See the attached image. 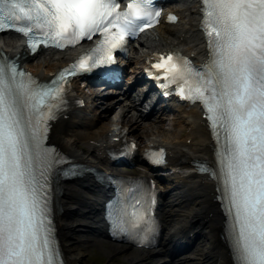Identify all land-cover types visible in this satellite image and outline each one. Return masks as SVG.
<instances>
[{
    "label": "snow or ice",
    "instance_id": "snow-or-ice-1",
    "mask_svg": "<svg viewBox=\"0 0 264 264\" xmlns=\"http://www.w3.org/2000/svg\"><path fill=\"white\" fill-rule=\"evenodd\" d=\"M201 10L206 60L194 66L169 51L154 65L166 69L161 75L179 84L181 96L203 105L215 167L201 170L217 181L236 264H264V0H202ZM159 15L153 0H128L124 8L117 0H0V30L27 34L33 52L41 43L63 48L93 33L102 36L50 84L0 55V264H63L51 200L58 154L45 143L48 122L63 106L60 82L97 65H105L98 69L103 75H114L112 51ZM168 19L176 17L169 13ZM163 153H154V162ZM109 218L115 232L151 243L156 226L146 212L118 204Z\"/></svg>",
    "mask_w": 264,
    "mask_h": 264
},
{
    "label": "bare ground",
    "instance_id": "bare-ground-1",
    "mask_svg": "<svg viewBox=\"0 0 264 264\" xmlns=\"http://www.w3.org/2000/svg\"><path fill=\"white\" fill-rule=\"evenodd\" d=\"M175 2L177 21L163 22L146 35L141 40L142 51L129 54L128 63H141L156 47L159 50L178 49L196 61L206 57L205 43L199 29L198 0ZM10 36L5 39L4 35H0V49L12 56L19 53L17 58L20 64L39 79L48 78L74 56L72 50L45 49L29 54L19 37L13 33ZM128 95L126 90L116 97L119 100L116 106L114 100L92 105L95 98L72 82L66 96L67 102L51 126L49 139L75 161L107 173H120L111 164L107 151L111 147L121 146L123 137L132 136L135 145L130 148L136 156L131 160L133 166L138 168V176L155 177L157 180L162 179L158 177L162 173L161 168L156 167V171H153L140 158L145 147L162 145L167 152L165 177L169 183L161 184L159 189L162 196L158 207L161 221L159 244L144 250L146 256L142 251L122 244L109 245L112 250L105 247L104 223L99 216V206L106 190H101L102 186L98 187L86 173L59 182V209L54 214V224L65 263L88 264L85 255L94 245L109 256L115 254L126 259L129 264H233L224 235V217L215 200L216 183L207 174L197 172L191 163L197 159L205 162L212 159L213 143L200 109L195 104H179L170 100L169 104L174 106L172 111L175 112L172 120L174 129L165 137H148V133L143 132L138 139L132 134L134 127L147 128L144 119L155 115V112L153 107L148 112H143V108L138 109ZM141 97L142 93L138 95V98ZM76 98H81L84 104H76ZM92 108H101V111L98 114ZM116 108L119 109L118 116L102 117V112L114 113ZM130 112L132 115L128 114ZM147 125L152 126V123ZM186 128L189 131L184 135ZM188 233L192 236H188ZM95 236L99 238L92 239ZM176 241L182 244L174 245ZM78 246H82V249L78 250Z\"/></svg>",
    "mask_w": 264,
    "mask_h": 264
},
{
    "label": "rangeland",
    "instance_id": "rangeland-1",
    "mask_svg": "<svg viewBox=\"0 0 264 264\" xmlns=\"http://www.w3.org/2000/svg\"><path fill=\"white\" fill-rule=\"evenodd\" d=\"M4 37H6L5 39H9L10 36L9 34L4 35ZM138 52H141L142 49H138ZM43 55V53H42ZM45 55V52H44ZM134 64H132V66H130V68H128V70L125 72V74H128L131 70V68H133ZM129 78V76L124 77V82L125 80ZM124 84V83H122ZM121 84V85H122ZM80 88L83 92H86V94L92 95L93 97H97L95 98L96 100H94V102H92V105L94 104H99V102L101 101V99H98L99 96H103V95H107V98L102 99L103 101L106 102H112L113 100V104L116 106L118 99L116 98V96L114 95H109L108 93L111 92L110 90H114V88H109L107 91L105 92H100V89L98 87H91V86H83V84L80 85ZM118 88V87H117ZM115 90H120V89H115ZM135 89L134 91L132 90L131 93H129L128 98L132 99L133 96L135 95ZM116 98V100H115ZM117 101V102H116ZM136 105L138 108H144L146 111H148L149 109L145 108V104L146 102H139L138 100L135 101ZM159 105V104H158ZM160 107L158 106V109ZM92 110L94 112H97L98 114L101 111L100 109L97 108H92ZM118 108H116V111L114 113H109V112H102V117L107 116V115H111L112 117L118 116ZM174 110V109H173ZM157 112V113H156ZM174 111L172 110H157L155 111V115L153 116H148V118H145L144 121L146 123L147 128L145 127L144 129H141L139 126H135L134 127V132H132V134L138 138V135L140 136L141 133L143 132H147L148 133V137L152 136V135H157L159 137H165L168 135V133H170L171 130L174 129V126L172 125V120L175 117L174 116ZM129 115H132V112L128 113ZM152 123V126H149L147 124ZM159 126V127H157ZM168 130V131H167ZM189 129L186 128V131L184 133V135L188 134ZM139 139V138H138ZM115 168L117 169H122L124 171V167L123 165H115ZM128 171H126L127 174H133V173H138V168H135V166L129 167L127 169ZM169 183L167 178H164L162 184H166ZM98 236L93 237L92 239L96 240L98 239ZM119 245V243H115L113 241H110L106 236L104 237V246L107 247L109 250H112L110 248L109 245ZM82 249V246H78L77 248ZM136 251V250H134ZM113 253V252H112ZM142 254L144 256L145 255V251L142 252ZM85 260L88 264H129V262L126 259L121 258L118 255L112 254V255H107L106 253L100 251V249H98L97 246H91V248L89 249V251L87 252V254L85 255ZM148 260H151V258H149Z\"/></svg>",
    "mask_w": 264,
    "mask_h": 264
}]
</instances>
